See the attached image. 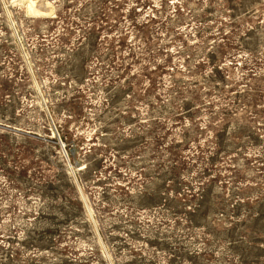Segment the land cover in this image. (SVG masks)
Masks as SVG:
<instances>
[{"label":"rangeland","instance_id":"rangeland-1","mask_svg":"<svg viewBox=\"0 0 264 264\" xmlns=\"http://www.w3.org/2000/svg\"><path fill=\"white\" fill-rule=\"evenodd\" d=\"M0 264H264V0H0Z\"/></svg>","mask_w":264,"mask_h":264}]
</instances>
